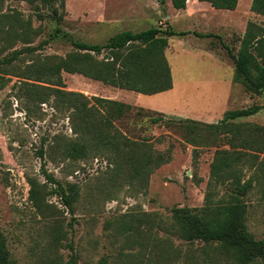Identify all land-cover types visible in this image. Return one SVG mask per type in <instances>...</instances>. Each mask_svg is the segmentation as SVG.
I'll use <instances>...</instances> for the list:
<instances>
[{"label": "rangeland", "instance_id": "374dc122", "mask_svg": "<svg viewBox=\"0 0 264 264\" xmlns=\"http://www.w3.org/2000/svg\"><path fill=\"white\" fill-rule=\"evenodd\" d=\"M170 1L162 5L160 0H149L150 9H142L135 0H57L59 13L46 7L44 20L25 1L6 2L3 12L16 9L25 19L32 16L34 27L40 30L31 44L38 50L34 55L20 54L16 61L20 69L5 75L10 79L0 88V229L7 238L12 264H72V257L78 264H234L214 246L190 243L166 229L173 223L176 208L199 210L207 195L215 205L231 200L230 181L222 184L211 178L217 147H195L164 122L152 124L151 116L162 113L166 120L217 123L227 111L263 105L264 91L253 94L233 81L234 61L216 36L237 54L249 23L264 27V15L252 11L253 0H239L234 11L218 10L199 0L176 10ZM151 27L190 32L169 39L166 56L174 81L171 90L141 95L80 74L63 73L66 91L131 105L132 114L117 122L118 128L136 140L150 138L158 151H171L172 161L156 169L142 187L111 180L114 166L107 159L109 153L77 160L64 157L61 143L76 138L69 114L57 111L53 100L46 104L32 100L22 86L26 79L13 73L22 72L34 57L77 52L75 41L101 44L119 32ZM195 33L215 37L201 38ZM26 46L18 42L0 51V58L11 57ZM138 109L144 111L141 117H136ZM242 121L264 127V110ZM220 149L230 146L223 144ZM41 151H45L48 173L64 185L76 186L79 196L73 213L53 195H47L46 201L60 211L43 216L34 208L29 179L47 183ZM263 160L264 152L259 160L241 167L243 184L258 173L262 177L260 185L255 182L240 197L247 207L246 224L256 240H264V164L258 168ZM43 186L48 192L52 187ZM157 221L161 222L155 225Z\"/></svg>", "mask_w": 264, "mask_h": 264}, {"label": "trees", "instance_id": "16d2710c", "mask_svg": "<svg viewBox=\"0 0 264 264\" xmlns=\"http://www.w3.org/2000/svg\"><path fill=\"white\" fill-rule=\"evenodd\" d=\"M7 1L11 0H0V51L13 48L18 42L27 46L21 51L13 52L11 57L0 58V88H4L10 79L5 75L20 69L16 65L20 54L25 51L28 55H34L38 50L31 44L40 35V30L33 25L32 16L25 19L16 9L3 12ZM13 1L30 4L35 8L39 20L45 19L42 10L46 7L52 9L55 15L59 13L55 7L57 0ZM171 1L176 10L186 9L187 0ZM199 1L208 2L218 10L231 11L236 10L239 3V0ZM166 2L167 0H160L162 5ZM251 8L256 14L264 15V0H253ZM62 19L63 15H60L59 20ZM189 33L151 27L140 32H119L101 44L75 41L77 52L65 57H34L22 72H14L13 76L26 79L22 86L32 100L40 104L53 100V107L57 111H66L69 114L76 138H66L61 143L64 157L77 160L90 154L109 153L107 159L114 166L111 180L116 182L120 179L143 187L147 186L156 169L172 161L171 151H158L149 141L150 138L136 140L118 128L116 123H122L132 114L134 108L131 105L101 97L88 98L79 92L66 91L63 73L80 74L105 85L141 95L151 96L167 92L174 86L172 68L166 56L169 39ZM195 34L201 38L215 37L214 34ZM216 37L222 41L234 61L233 81L243 85L247 92H263L264 27L254 22L249 23L237 54L221 37ZM101 56L103 57L100 59ZM262 110L264 105L227 111L217 123L191 119L166 120L162 113L151 116L152 124L159 125L164 122L167 127L178 130L185 142L195 147H217L211 165V178L222 184L230 181L233 186L231 200L215 205L210 195H207L205 206L199 210L176 208L173 210V223L166 229L190 243L201 241L205 245L214 246L232 259L234 264H264V240H256L249 231L246 224L247 207L240 199L247 195L255 182L260 185L262 179L258 173L243 184L241 167L253 160H259L260 154L264 152V127L242 120ZM142 113L144 111L138 109L136 117H141ZM223 144H228L230 149H220ZM39 155L44 161L43 173L47 183L41 184L36 178L29 179L30 199L34 208L43 216L60 211L57 206L46 201L47 195H53L73 213L74 203L79 196L76 186L64 185L56 180L45 168V151L39 152ZM263 164L264 160L260 161L258 168ZM43 185L52 187L48 192L43 190ZM71 263L78 264L73 257ZM0 264H12L8 241L1 229Z\"/></svg>", "mask_w": 264, "mask_h": 264}, {"label": "crops", "instance_id": "0c3cea01", "mask_svg": "<svg viewBox=\"0 0 264 264\" xmlns=\"http://www.w3.org/2000/svg\"><path fill=\"white\" fill-rule=\"evenodd\" d=\"M136 1V4H137V6H139V7H141L142 9L144 8V9H150V8H148V6L146 5V3L149 1V0H135ZM171 3H172V1H170ZM170 2H169V4H170ZM190 2H196L197 3V0H187V5H189V3ZM201 3V2H200ZM210 4V3H209ZM173 5V4H172ZM195 6L196 5H198V4H194ZM138 7V8H139ZM187 7V6H186ZM137 8V9H138ZM184 10V9H183ZM219 67H221V68H223V69H225V67H223L222 65H220L219 64ZM264 105V104H263ZM263 111V110H262ZM261 111V112H262ZM260 113V112H259Z\"/></svg>", "mask_w": 264, "mask_h": 264}]
</instances>
